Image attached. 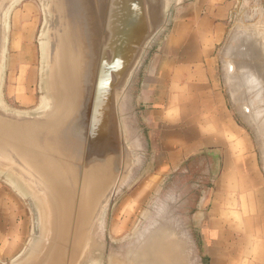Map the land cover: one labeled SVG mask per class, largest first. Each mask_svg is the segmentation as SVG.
<instances>
[{
    "label": "water",
    "instance_id": "obj_1",
    "mask_svg": "<svg viewBox=\"0 0 264 264\" xmlns=\"http://www.w3.org/2000/svg\"><path fill=\"white\" fill-rule=\"evenodd\" d=\"M21 1L0 0V178L27 201L32 234L7 264H200L174 203L121 254L106 234L114 201L148 155L139 82L191 0H40L42 103L31 111L3 97Z\"/></svg>",
    "mask_w": 264,
    "mask_h": 264
},
{
    "label": "crops",
    "instance_id": "obj_2",
    "mask_svg": "<svg viewBox=\"0 0 264 264\" xmlns=\"http://www.w3.org/2000/svg\"><path fill=\"white\" fill-rule=\"evenodd\" d=\"M258 1L264 8V0ZM237 3L191 0L179 8L165 43L152 54L151 67L143 74L138 90L143 117L153 127L156 166L173 168L208 150L221 156L214 210L204 226L206 238L215 240L213 245L207 241L210 264H264V226H254L253 231L242 226L244 211L250 210L247 200L264 195V190L261 184L246 189L252 186L254 176L261 180L247 133L228 103L217 59ZM263 214L258 213L260 219ZM245 215L249 214L245 211ZM220 216L222 226L214 231L213 223ZM259 232L263 234L256 236L260 241L252 242L249 235ZM28 233L26 209L0 183V257L20 251ZM257 243L262 246L259 257L252 253V244Z\"/></svg>",
    "mask_w": 264,
    "mask_h": 264
},
{
    "label": "rangeland",
    "instance_id": "obj_3",
    "mask_svg": "<svg viewBox=\"0 0 264 264\" xmlns=\"http://www.w3.org/2000/svg\"><path fill=\"white\" fill-rule=\"evenodd\" d=\"M237 2V8L233 11L227 34L217 49L219 75L226 91L231 111L234 113L242 130L247 133L250 146L253 148L252 153L256 165V174L259 175L261 180V182L256 181L254 176L252 186L247 185L246 189L254 188L261 184L264 190V135L261 134L264 130H261L256 121L250 116V113L245 110L243 94L238 93L237 84L235 81L230 80V77H228L230 75L226 68L231 41H233L232 39L240 27L246 28L245 30H253L254 28L255 37L260 38L264 47V8L258 0H243V3L242 0H237ZM43 22L44 12L40 0H22L12 10L9 27L11 28V36L9 38L3 80V97L8 106L16 110L31 111L42 103L39 36ZM259 33L260 35L256 36ZM137 109L139 112L142 111L139 100ZM140 127L149 142L144 169L139 177L116 198L107 217L106 234L113 251L119 254L132 244L130 242L147 224L149 217L152 215L153 203L163 184L166 181H170L178 173H184L189 178L185 180V185L181 190L182 195L178 196L179 200L174 204L176 205L175 209H185L189 213L195 211L193 212V222L185 216H182V219L190 221V223H187L185 220L188 226L192 225L194 228L204 229V226L208 224L211 212L214 210V191L216 182L221 174V156L211 150L192 155L173 168L166 169L156 166V152L152 143L153 127L151 122L146 121V118L142 116V118L140 117ZM0 183L9 189L26 209L29 221V233L24 243V246H26L32 234V213L30 208L27 201L13 190L8 182L0 178ZM242 188L245 190L243 184ZM257 205L264 207V195L251 196L247 200V209L250 210H245L251 216L245 215V211L242 216V226L246 224L248 229L252 228V231L254 226H264V209H257ZM251 212L252 214H250ZM258 213L263 214L261 219ZM217 220L213 223L214 231L220 230L219 227L222 226V217L220 216ZM238 222L239 218L236 220V223ZM216 236H218V233H216ZM249 236L251 241L255 243L260 241L256 236H263V234L259 232ZM206 239L213 245L215 240ZM201 245L200 251L197 252L199 263L210 264L211 257L208 254L209 251L207 252L209 249L207 246H203V242ZM252 245L254 246L252 250L253 256L259 257L258 252L262 246L259 243ZM21 250L11 257H0V262L3 264L9 263ZM104 264H108V262L105 261Z\"/></svg>",
    "mask_w": 264,
    "mask_h": 264
},
{
    "label": "bare ground",
    "instance_id": "obj_4",
    "mask_svg": "<svg viewBox=\"0 0 264 264\" xmlns=\"http://www.w3.org/2000/svg\"><path fill=\"white\" fill-rule=\"evenodd\" d=\"M245 29L240 27L230 43L226 68L230 80L237 84L238 93L243 94L245 110L264 130V47L260 38L255 37L254 28ZM261 134L264 135V132Z\"/></svg>",
    "mask_w": 264,
    "mask_h": 264
},
{
    "label": "flooded vegetation",
    "instance_id": "obj_5",
    "mask_svg": "<svg viewBox=\"0 0 264 264\" xmlns=\"http://www.w3.org/2000/svg\"><path fill=\"white\" fill-rule=\"evenodd\" d=\"M189 178L188 175L184 174V173H178L176 174L174 177H172L170 179V181H166L163 186L160 189V192L157 195L156 200L153 203V207H152V215L149 217L147 224L145 225V227L143 228V230L133 238V241H131L130 243H132L131 245H133L134 243H137L138 241H140L141 239H143L146 236V233H144L146 230L150 229V227L154 226V222L158 219L159 215H163V209H165V207H167L168 203H174L177 202L179 200L178 196L182 195V187L185 185V180ZM188 183V182H186ZM174 198V199H173ZM176 206V205H175ZM186 207V206H185ZM195 212V211H193ZM193 212L189 213L187 211H185V209H175L174 210V214H173V218L174 219H178V228H180L181 230H183V234L182 236L185 238V240L189 241H193V245H195V251L199 252V248L202 246V242H203V246L206 247L207 246V239H206V234L204 229H199V228H194L191 226L186 225L187 223H190V221L186 220V219H182V216H185L186 218H190L193 222ZM186 220V222H185ZM176 223V221H175ZM192 227V229H191ZM200 227V226H199ZM129 243V244H130ZM189 243V242H188ZM128 245V244H126ZM130 245V246H131ZM129 246V247H130ZM194 247V246H193ZM208 252V250H207ZM203 254V253H202ZM190 261L192 263V260L190 258Z\"/></svg>",
    "mask_w": 264,
    "mask_h": 264
}]
</instances>
